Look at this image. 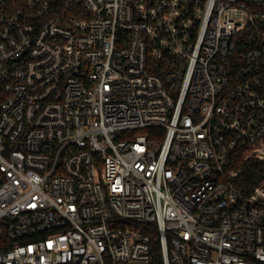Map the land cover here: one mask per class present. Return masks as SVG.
Listing matches in <instances>:
<instances>
[{
	"label": "built area",
	"instance_id": "2783aa9c",
	"mask_svg": "<svg viewBox=\"0 0 264 264\" xmlns=\"http://www.w3.org/2000/svg\"><path fill=\"white\" fill-rule=\"evenodd\" d=\"M251 160L264 0H0V264H264Z\"/></svg>",
	"mask_w": 264,
	"mask_h": 264
},
{
	"label": "trees",
	"instance_id": "16d2710c",
	"mask_svg": "<svg viewBox=\"0 0 264 264\" xmlns=\"http://www.w3.org/2000/svg\"><path fill=\"white\" fill-rule=\"evenodd\" d=\"M238 162L240 164V159L238 160ZM244 169L249 171L248 176H253V178L255 179V183H257L258 181H261L264 178V163L263 162H260L258 160H251L248 164L245 165ZM152 240L153 241L158 240V233L156 232L152 233Z\"/></svg>",
	"mask_w": 264,
	"mask_h": 264
}]
</instances>
